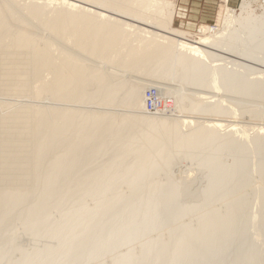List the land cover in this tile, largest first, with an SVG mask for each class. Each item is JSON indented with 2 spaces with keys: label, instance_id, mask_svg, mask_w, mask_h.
<instances>
[{
  "label": "rangeland",
  "instance_id": "1",
  "mask_svg": "<svg viewBox=\"0 0 264 264\" xmlns=\"http://www.w3.org/2000/svg\"><path fill=\"white\" fill-rule=\"evenodd\" d=\"M29 1L42 2L20 0L18 5ZM240 1L173 0L172 26L192 34L201 24L215 28L223 5L237 10ZM253 8L260 12V7ZM253 35L249 45L258 50L254 39L259 38ZM4 50L0 46V264H264V132L255 131L264 129L263 93V98L256 92L254 97L227 95L235 104L230 117L220 109L223 123L246 128L238 131L243 139L236 132L239 138L224 136L222 144L201 147L198 139L185 149L181 146L194 131L187 126L140 142L149 127H127L135 108L128 104L131 93L122 88L157 66L154 60H148L141 73L136 66L123 75L117 72L124 84L121 90L112 89V98L102 99L104 87L87 82L82 91L89 97L79 101L75 95L61 99L48 92L33 94L35 85H50L51 76L43 71L32 77L29 49H17L16 56L3 59ZM225 55L236 56L233 51ZM164 98L167 104L172 100ZM166 103L151 114L179 120L193 115ZM43 109L44 118L36 123L32 115ZM64 110L72 115L69 128L46 130L45 122ZM18 111L22 114L12 116ZM194 116L198 121L209 117ZM79 121L87 123L80 126ZM45 136L52 142L41 146ZM131 136L139 142L127 144ZM169 141L172 145L155 161H133L125 154L124 159L114 158V149L145 147L150 152ZM223 144L230 148L221 149ZM104 148L107 153L96 158ZM71 150L74 153L58 165ZM210 150H221V155L208 166ZM119 162L142 171L141 180L127 186L129 174L123 172L129 170ZM111 179L114 184L99 193ZM153 199L156 206L147 208ZM87 209L101 212L80 216ZM119 233V239H112Z\"/></svg>",
  "mask_w": 264,
  "mask_h": 264
},
{
  "label": "bare ground",
  "instance_id": "2",
  "mask_svg": "<svg viewBox=\"0 0 264 264\" xmlns=\"http://www.w3.org/2000/svg\"><path fill=\"white\" fill-rule=\"evenodd\" d=\"M19 1L0 0V46L5 47L3 59L16 56L17 49H29L30 61L33 63L32 77L37 79L43 71L51 76L50 85H35L33 94L48 92L52 98L61 99L75 95L81 101L89 97L82 91L84 84L95 82L97 89L104 87L100 95L102 99L112 98V89L121 90L124 84L122 77L117 78L119 75L128 73L135 66L141 73L148 60L155 61L157 66L142 75H136L135 80L122 88L123 93H131L128 104L135 108V114L127 122V127L137 128L142 124L149 127L150 133L140 142H145L153 134L187 126L194 127V131L181 148L189 149L198 139H201V147L219 144L227 135L232 140L230 134L240 131L242 126L223 123L219 118L220 109L229 117L234 114L230 110L235 104L233 100L226 99L227 95L246 97L253 96L254 92L256 96L264 94V68L240 62L251 61L264 67V0H241L237 10L223 5L217 27L201 24L195 34L172 26L173 0H42L40 3L29 1L20 6ZM253 6L260 7L258 14ZM255 33L259 38L254 39L259 45L258 50L249 45ZM238 46L245 47L239 51L236 48ZM231 51L236 54L235 58L224 56ZM103 65L111 66L114 70H107ZM159 65H164V68L158 70ZM232 81H235L234 85ZM148 87L158 91L157 99L161 103L158 110H163L166 103L164 97L168 95L172 100L170 104L168 102L169 105L166 103L167 106L174 107L180 113L186 110L193 115H185L179 120L151 114L146 107ZM247 106L250 107V104ZM45 113L44 109L37 110L32 117L39 123ZM19 114L22 111L12 116ZM194 114L209 117L203 116L202 120L199 116L201 121H198L194 119ZM56 117L45 122L46 130L57 133L60 129L69 128L71 113L64 110ZM79 122L80 126L87 123ZM256 129L257 133L264 132L263 128ZM111 132L117 133L113 128ZM238 134L240 136L242 132ZM230 139L224 140L227 142ZM51 142L52 139L45 136L40 145L46 146ZM138 142L135 136L126 140L127 144ZM172 143L169 141L162 146H148L155 149L150 152L145 147L114 149V158L123 156L124 159L125 155H131L133 161L143 157L155 161L164 156L162 151ZM220 148L228 150L230 147L223 144ZM107 151L108 148H104L96 158ZM73 153L72 150L68 151L57 164L61 165ZM220 155L221 150H210L208 166L213 165ZM119 167L129 170L123 172L129 174L125 177L127 186L141 180L143 176L142 171L121 162ZM112 182L113 179L108 180L98 192L106 191L114 184ZM156 204L157 201L153 199L146 206L152 208ZM100 212V209L94 212L87 209L80 216ZM119 236L120 233L112 235V239H119Z\"/></svg>",
  "mask_w": 264,
  "mask_h": 264
},
{
  "label": "built area",
  "instance_id": "3",
  "mask_svg": "<svg viewBox=\"0 0 264 264\" xmlns=\"http://www.w3.org/2000/svg\"><path fill=\"white\" fill-rule=\"evenodd\" d=\"M157 93L158 91L154 87H151L146 91V97H147L146 107L148 112L155 113V111L161 104L160 100L157 99L158 97Z\"/></svg>",
  "mask_w": 264,
  "mask_h": 264
}]
</instances>
